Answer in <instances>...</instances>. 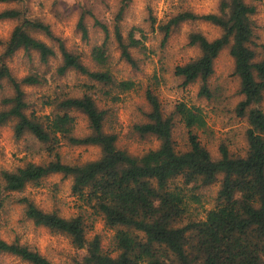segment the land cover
<instances>
[{"label": "clouds", "instance_id": "9594fccd", "mask_svg": "<svg viewBox=\"0 0 264 264\" xmlns=\"http://www.w3.org/2000/svg\"><path fill=\"white\" fill-rule=\"evenodd\" d=\"M237 4L250 9L243 17L252 33L249 50L264 57V0H0V16L18 13L15 18L0 21V72L7 71L0 79V114H10L18 97L26 105L20 116L8 115L0 122V177L18 175L29 166L49 172L54 166L77 172L105 158L99 147L85 152L70 143L96 135L90 122L75 120L65 130L56 129V118L64 111L60 105L67 100L91 99L100 108L114 111L113 124L105 134L117 136L113 147L126 158L139 161L161 151L163 138H141L136 131L150 122L154 112L146 98L149 92L161 103L164 121L175 122L181 103L198 120L215 114L211 119L219 126L217 134L205 137V129L199 130L201 142L212 141L214 163L223 159L220 145L227 147L230 155L244 156L249 148L246 131L250 126L237 116L238 105L246 97L238 95L240 84L238 78H232L233 64L219 66L207 82L198 79L194 86L184 87L186 78L175 74L177 69L203 58L199 48L190 46L193 37L212 44L226 35L223 27L208 18L230 21ZM81 21L87 39L79 28ZM36 24L49 28L51 38L33 29ZM18 28L48 47L50 55L44 58L38 51L24 47L9 54ZM96 50L103 52L102 59H97ZM125 50L127 56L123 54ZM65 54L77 57L75 67L67 63ZM104 75L112 78L111 83H93L92 77ZM26 80L34 83H25ZM129 82L135 85V95L120 96L115 89ZM203 88L210 97H198ZM105 92L110 95L104 97ZM112 97H118L120 103L99 104L102 98ZM23 119L47 123L44 131L54 142L49 145L51 151L41 142L34 143L35 135L28 129L16 134ZM65 175L68 173H53L38 198L30 188L7 193L6 182L0 185V264H27L13 249L37 254L48 264H85L97 236L101 238L102 251L115 248V232L98 224L93 228V214L81 203L59 194L67 192L73 183L70 177L65 185ZM194 186L189 185V189ZM87 194L85 191V198ZM73 205L89 216L90 230L82 247L74 246L54 223L44 222L72 223L76 213L68 209ZM159 206L160 201H154V207ZM33 211L37 215H31ZM139 235L143 237V233ZM118 255L117 251L111 252L113 260Z\"/></svg>", "mask_w": 264, "mask_h": 264}, {"label": "trees", "instance_id": "16d2710c", "mask_svg": "<svg viewBox=\"0 0 264 264\" xmlns=\"http://www.w3.org/2000/svg\"><path fill=\"white\" fill-rule=\"evenodd\" d=\"M247 11L250 9L237 4L230 21L209 17L226 30V35L212 44L199 36L193 37L191 45L201 50L203 58L177 69L175 73L186 78L184 85L195 83L198 79L207 82L215 72V59L222 50L229 48L235 61V74L240 79V92L246 97L237 108V114L245 117L250 126L246 132L249 148L244 156L230 155L227 147L221 145L219 151L223 159L214 163L211 152L201 142L198 133L207 127V118L198 120L181 103L175 122L164 121L161 119L164 111L161 103L149 92L146 98L154 112L150 122L137 127L136 131L143 137L155 135L163 138L164 145L161 151L143 160L128 159L113 147L117 136L105 134L106 109L100 108L91 99L67 100L60 105L64 111L56 118V129L65 130L73 123L76 120L75 111L83 113L96 135L70 143L73 146H98L105 153V158L77 172L55 166L49 172L42 167L29 166L18 175H3L0 185L6 182L4 190L13 193L25 190L28 185H40L46 177L57 172H66L68 175L64 177L74 178L73 193L92 209L90 213L95 219L101 217L106 226L115 230L117 241L114 249L104 252L101 238L97 236L90 246L85 264H165V261L167 264H264V111L258 106L264 98V57L247 46L252 43V33L243 19ZM16 16V12H7L0 16V20ZM32 28L52 36L49 28L41 24L32 25ZM79 28L84 30L83 21ZM84 32L87 39V31ZM230 37L235 43L230 41ZM20 47L34 49L44 58L50 55L48 47L18 28L10 42L9 54ZM123 54L128 55L126 50ZM95 56L102 59L103 52L96 50ZM128 58L130 61L131 58ZM64 59L73 67L77 64L74 55L65 54ZM4 75H7L6 70L0 72V79ZM111 80L108 75L92 77L93 83H111ZM25 83L32 84L34 81L26 80ZM134 87L131 82L124 83L115 91H129ZM109 95L104 93L105 97ZM199 95L211 96L206 88L201 89ZM112 100L119 98L112 97ZM25 107L18 97L10 114H0V122L8 115L20 116ZM178 122L185 129V147H179L174 138ZM47 126L46 122L23 119L15 132L19 136L25 129L30 130L36 140L51 151L49 145L54 142L44 131ZM217 182L220 186L215 206L207 211L205 218L189 217L190 202L201 203L203 188ZM192 184L195 186L189 189ZM85 191L88 193L86 198ZM156 200L160 201L159 208L154 207ZM30 214L37 215L34 211ZM88 220L86 213H79L72 223L44 222L54 223L74 246L82 247L90 230ZM139 233H143V237ZM12 251L30 264H48L45 258L27 250ZM112 251L119 253L115 260L111 258Z\"/></svg>", "mask_w": 264, "mask_h": 264}, {"label": "rangeland", "instance_id": "374dc122", "mask_svg": "<svg viewBox=\"0 0 264 264\" xmlns=\"http://www.w3.org/2000/svg\"><path fill=\"white\" fill-rule=\"evenodd\" d=\"M0 21H6V20H0ZM190 46L197 47L195 45H190ZM259 56H260V54H259ZM228 63H231L234 66V71L232 73V78L233 79H237L238 78L239 84H240V79L235 74V61H234L232 55L229 52V48H225L224 50H222L221 53L219 54V56L215 59V64H214L215 65V72H216V69L219 66H222V65H225V64H228ZM215 72H214V74H215ZM195 84H196V82L192 83L191 85L194 86ZM188 85H190V84H188ZM188 85H184V87H187ZM117 92L119 93L120 96H123L125 94L135 95V87L133 89L129 90V91H118L117 90ZM197 95H198V97H202V96L199 95V92L197 93ZM238 95H242L240 90H239ZM105 103H111V104H114V105H118L120 103V100L114 101V100H112V98H111V100H106V99L102 98L99 101V104H105ZM258 106L261 109L264 108V98H263V100L261 101V103ZM122 110L123 109H121V111ZM107 111H108L107 112V119L105 120V126L104 127H105V130H110L111 125L113 124V118H114L115 112L114 111H109V110H107ZM73 114L75 115L76 120L87 121L88 122L86 116L83 113L75 111ZM212 115H215V114L212 113L207 118V127L205 128V131H204V136L205 137L214 136V135L217 134V129H218L219 126L211 119ZM237 116H238V118L240 119L241 122H246L248 124V121H247V119L245 117H241L238 114H237ZM198 133H199V136H200V131ZM151 136H153V135H151ZM151 136H144V137H151ZM140 137L143 138V136H141V135H140ZM174 138L177 141L179 147H181V146L185 147L186 133H185V129H184V127H183L181 122H178V125L175 128V130H174ZM246 140H247V136H246ZM33 142L36 143L37 140H34ZM202 143L209 149V151L212 154V141L211 140H207L206 142H202ZM220 146H219L218 150L220 149ZM75 147L83 148L85 150V152H87L92 147H98V146L86 145V146H75ZM51 179H52V175L46 177L41 182L40 185H37V186L28 185L25 189H27V188L32 189L33 192L36 193L37 198H38L40 193L45 190L44 186L47 185L51 181ZM0 180H1V177H0ZM68 181H69L68 177H63V183L65 185H68ZM219 186H220V183L217 182V183H215L213 185H210V186H207V187L203 188V190H202L203 191V195H202L201 203H196V202H193V201L190 202L189 217H192V218H205L206 217L207 211L215 206V197L217 195V191L219 189ZM198 193H199V191H198ZM59 194L66 196L69 201H77V202L81 203L83 207H86L89 210V212H91L92 209L88 208L84 204V201L82 200V198L80 196L75 195L73 193L72 185L68 187L67 192H62V193H59ZM68 211L70 213L71 212H75L76 215H78L79 213H84L81 210V208L76 207L75 205H73L71 208H69ZM97 224L100 225L101 228L106 230V231L115 232V230H113V229H111V228H109L108 226L105 225V222H104V220L101 217H96L95 224H94L93 228ZM65 237L67 239H69V241H70V238L67 235H65ZM23 261H25V260H23ZM27 264H30V263L27 262ZM142 264H147V263H142Z\"/></svg>", "mask_w": 264, "mask_h": 264}]
</instances>
